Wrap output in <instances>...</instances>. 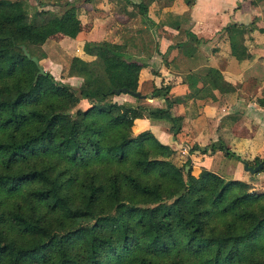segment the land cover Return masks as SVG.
<instances>
[{"label": "trees", "instance_id": "1", "mask_svg": "<svg viewBox=\"0 0 264 264\" xmlns=\"http://www.w3.org/2000/svg\"><path fill=\"white\" fill-rule=\"evenodd\" d=\"M34 1L0 0V264H264V191L194 175L188 159L177 164L170 147L134 134L149 118L174 135L180 117L168 87L138 83L144 62L122 43L85 42L91 59L71 57L66 73L78 86L37 74L21 47L34 56L50 36L74 38L79 5L91 0ZM124 2L152 24L146 2ZM220 80L209 68L202 83ZM122 88L165 106L106 101ZM82 100L94 104L72 112ZM194 150L232 156L221 141ZM243 169L262 172L264 159Z\"/></svg>", "mask_w": 264, "mask_h": 264}, {"label": "crops", "instance_id": "2", "mask_svg": "<svg viewBox=\"0 0 264 264\" xmlns=\"http://www.w3.org/2000/svg\"><path fill=\"white\" fill-rule=\"evenodd\" d=\"M143 1L151 25L144 24L124 0L81 3L77 10L80 31L74 38L50 36L43 45L53 47L55 57L39 60L41 67L53 78L63 75L71 80L64 84L78 86L80 79L66 73L71 57L91 59L82 51L85 42L122 43L144 62L138 83L151 80L157 88L168 87L170 112L180 117V129L174 135L166 122L149 118L134 121V134L152 135L173 150L177 162L188 159L194 175L203 170L264 191V171L250 175L243 169L245 161L264 159V0ZM228 25L236 29L225 30ZM64 54L65 65L61 64ZM209 68L220 73L216 87L202 83ZM190 75L197 78L191 87ZM116 96L139 106H165L162 98L136 101L126 94ZM216 141L223 142L232 156L219 150L190 151Z\"/></svg>", "mask_w": 264, "mask_h": 264}, {"label": "rangeland", "instance_id": "3", "mask_svg": "<svg viewBox=\"0 0 264 264\" xmlns=\"http://www.w3.org/2000/svg\"><path fill=\"white\" fill-rule=\"evenodd\" d=\"M27 3H28V6H29V8H31V7H33L34 8V6H35V1L34 0H25ZM41 1H43V2H48V1H52V0H41ZM58 42V41H57ZM55 44H56V42H55ZM57 44H59V43H57ZM41 45H43V44H41ZM41 45H39V46H41ZM53 45H54V43H53ZM39 46H33V47H30V49H31V52L34 54V56L35 57H38L39 58V60L41 61V59H43L45 56H54V50H53V47H52V49H48V48H46V44H44L43 46H42V48H40ZM66 54H64V56H63V62H61V64H63V65H65L66 64ZM55 57V56H54ZM59 59H61V58H59ZM40 63V62H39ZM40 65V64H39ZM41 66V65H40ZM63 71V70H62ZM61 71V73H63ZM65 77L63 76V75H60V76H58V75H54V79L56 80V81H59L60 80V82L62 81L63 83H69V81H71L70 79H68V80H66V78L64 79ZM111 99H115L114 101H116V102H118V103H121V102H123V100H121L122 99V96H114L113 98H111V97H109L108 98V100H106V101H111ZM132 103V102H131ZM92 104H94V102H92V101H86V100H82V101H80L75 107H74V109H72L71 111L73 112L75 109H80V110H84V109H86L87 107H89V105H92ZM179 161V160H178ZM175 163H177V164H181V161H179V162H177V160H175ZM240 191H242V188H240Z\"/></svg>", "mask_w": 264, "mask_h": 264}, {"label": "water", "instance_id": "4", "mask_svg": "<svg viewBox=\"0 0 264 264\" xmlns=\"http://www.w3.org/2000/svg\"><path fill=\"white\" fill-rule=\"evenodd\" d=\"M21 50H22L23 55L37 67V74H44V70L39 65L38 59L35 56L30 55L24 46L21 47ZM125 92L126 91H125L124 88L115 90L116 94L125 93ZM129 95H131L133 97H136L138 99H143L144 98V96H141L138 92L130 93ZM186 171H187V166L184 167V172H186Z\"/></svg>", "mask_w": 264, "mask_h": 264}]
</instances>
